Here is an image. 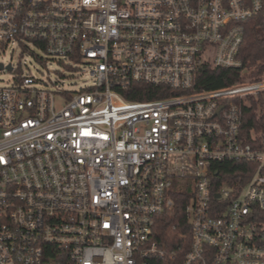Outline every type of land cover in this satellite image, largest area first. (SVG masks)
Masks as SVG:
<instances>
[{"label": "built area", "instance_id": "2783aa9c", "mask_svg": "<svg viewBox=\"0 0 264 264\" xmlns=\"http://www.w3.org/2000/svg\"><path fill=\"white\" fill-rule=\"evenodd\" d=\"M257 15L264 0H0L1 44L83 63L93 79L0 86V264H153L167 254L153 226L179 191L183 264H264V134L258 146L239 135L242 100L264 77L188 92L204 63L241 68ZM137 83L178 94L125 99ZM224 160L256 168L217 185L211 165Z\"/></svg>", "mask_w": 264, "mask_h": 264}, {"label": "trees", "instance_id": "16d2710c", "mask_svg": "<svg viewBox=\"0 0 264 264\" xmlns=\"http://www.w3.org/2000/svg\"><path fill=\"white\" fill-rule=\"evenodd\" d=\"M238 58L241 68L218 67L204 63L198 67L192 87L188 92L213 90L223 86L247 80H258L264 77V20L261 15L244 21V36ZM127 100H147L175 95L165 86H154L145 83L132 84L121 92ZM241 104L240 137L258 146L264 134V92L245 97ZM212 168L218 171L214 183L234 181L238 178L244 183L256 168V163L244 160H224L213 163ZM264 174V168H263ZM190 192H178L175 204L171 209L163 211L155 221L152 238L165 248L167 254L153 260V264H183L184 254L190 244V226L185 213ZM256 219L264 223V207L256 208Z\"/></svg>", "mask_w": 264, "mask_h": 264}, {"label": "rangeland", "instance_id": "374dc122", "mask_svg": "<svg viewBox=\"0 0 264 264\" xmlns=\"http://www.w3.org/2000/svg\"><path fill=\"white\" fill-rule=\"evenodd\" d=\"M29 47L32 51L15 44L6 46L0 43V62L4 66L11 63L13 69L16 68L14 71L0 69V86L12 85L17 76H31L38 80L35 84L36 87H48L54 91L58 89L78 91L91 85L93 79L82 71L86 70L83 63L70 60L61 62L58 57L49 56L33 46ZM204 57L212 61L213 50L207 51ZM113 101L119 102L120 99L113 96ZM179 184H184V182L175 181L174 187L180 188Z\"/></svg>", "mask_w": 264, "mask_h": 264}, {"label": "water", "instance_id": "95a60500", "mask_svg": "<svg viewBox=\"0 0 264 264\" xmlns=\"http://www.w3.org/2000/svg\"><path fill=\"white\" fill-rule=\"evenodd\" d=\"M3 68H5L8 71H11L12 66L10 64H8L6 67H4L3 64L0 62V69H3ZM219 109H221V107Z\"/></svg>", "mask_w": 264, "mask_h": 264}]
</instances>
